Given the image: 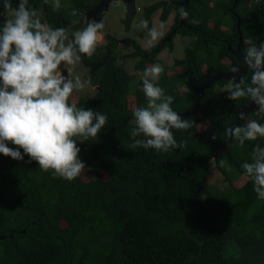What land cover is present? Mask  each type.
I'll return each instance as SVG.
<instances>
[{"label": "trees", "instance_id": "obj_1", "mask_svg": "<svg viewBox=\"0 0 264 264\" xmlns=\"http://www.w3.org/2000/svg\"><path fill=\"white\" fill-rule=\"evenodd\" d=\"M179 8L169 3L163 9L162 19L175 11L173 30L165 40L148 56L138 53L134 108L146 106L140 79L144 65L161 64L156 55L164 48L171 50L175 33L190 39L183 59L176 62L182 71L167 74L168 68L161 65L164 72L157 83L173 96L171 106L178 115L192 111L197 97L192 87L199 89L215 72L238 64L230 50L239 43L243 58L244 39L251 36L259 45L264 38V3L259 0H188L187 18L178 27ZM108 48L106 57L95 64L99 91L77 104L108 117L95 141L77 143L79 159L93 178L69 182L42 171L27 156L17 161L0 154L5 160L0 165V264H264V200L257 198L253 182L246 180L241 188L217 196L206 188L210 157L227 139L225 129L251 100L231 101L224 90L217 104L214 88L227 81L212 83L196 112L181 117L206 127L198 132L173 130L183 148L130 149L135 127L133 109L126 102L130 80L110 54L112 40ZM241 76L248 82L251 73ZM251 115L247 113L239 125ZM253 119L264 124V113ZM257 145L264 147V138L243 146L231 140L226 152L217 156L216 168L226 182L225 167L244 175L241 165L251 162ZM228 242H234L235 255L225 254Z\"/></svg>", "mask_w": 264, "mask_h": 264}, {"label": "clouds", "instance_id": "obj_2", "mask_svg": "<svg viewBox=\"0 0 264 264\" xmlns=\"http://www.w3.org/2000/svg\"><path fill=\"white\" fill-rule=\"evenodd\" d=\"M120 3L112 0L114 6ZM52 7L59 10L60 0H52ZM0 11L8 17L0 27V154L17 161L27 156L42 171L71 182L86 168L79 159L77 143L95 141L108 120L101 112L70 102L86 83L80 76H72L73 69L82 58L93 56L105 22L88 20L69 39L65 28L42 22L39 10L30 7L29 0H18L15 6L13 0H0ZM76 14L73 10L72 15ZM178 15L185 19L188 13L180 7ZM137 27L146 30L150 47L161 38L164 25L150 28L149 22L142 19ZM243 44L247 47L242 67L231 69L225 89L227 99H250L258 112L264 113V43L257 45L249 36ZM242 68L251 73L250 81L242 78ZM163 72L161 64L155 63L140 74L146 106L133 109L135 127L130 132V149H181L184 144L177 142L173 130L188 131L194 126L192 120L181 118L173 110V96L166 95L158 85ZM184 91L188 93L189 89L185 86ZM245 116L240 112L238 119L244 120ZM224 135L243 146L246 141L264 138V124L254 119L243 126L234 124L225 129ZM212 138L216 139L215 134ZM9 143L15 147H8ZM241 167L244 178L253 182L257 198L264 200V147L254 146L251 162Z\"/></svg>", "mask_w": 264, "mask_h": 264}, {"label": "rangeland", "instance_id": "obj_3", "mask_svg": "<svg viewBox=\"0 0 264 264\" xmlns=\"http://www.w3.org/2000/svg\"><path fill=\"white\" fill-rule=\"evenodd\" d=\"M155 1H158V0H135L134 1L135 3L134 5L137 11L135 12V15L132 17V23H131L129 32H126L124 30V23H123V20H124L123 17L125 14L124 5L120 3L119 6H114V5L109 6L108 12L106 13V15H104V19L106 20L107 25H106V30L102 32V35L107 34V32H109L110 35L116 36L119 42H121L125 38L126 39L129 38L137 42L141 46L142 49L149 48L147 44V40H148L147 34L140 38L139 32L141 31L142 28L137 27V25L139 24L140 20L143 19L142 14H141L142 12H140V10L144 7L149 6L151 3ZM159 15H160L159 11H157L155 15H153L152 27L157 26L160 23H163L164 28L162 31V36H161L162 38L164 33L168 30L169 25L172 24L173 22L174 12H171L168 15V18L165 21V23L159 20L158 18ZM191 22L195 24V21H191ZM225 22L226 23L230 22L229 17L225 18ZM207 25L210 27L211 23L209 22ZM221 29H224V28L221 27ZM189 41L190 39L188 37L186 38V37H181L180 35H176L172 39L171 50L169 51L168 49L164 48L156 55V59L160 61L161 65L168 68L167 74L180 73L182 71V65L176 62L181 61L183 59L184 48L188 45ZM157 42H154L153 45H155ZM104 45H105V41L102 39L96 48V51L98 50L97 53L99 54V56L100 55L102 56L104 54V48H105ZM117 51H118L117 63L122 66L123 70L129 76L130 93L129 95L126 96V102H127V108L129 110H132L134 109V98L132 96V92L134 91L137 80L139 79V75L134 69V65L137 62V59L136 58L133 59L129 56L130 53L133 51L132 47L129 44L127 45L124 43H120L117 47ZM121 55H123V58H121ZM222 62L225 65H229L230 63L228 59H224ZM77 66L78 65H76L75 68ZM148 66L149 65H146V67ZM202 71L205 73L204 65L202 66ZM228 83H229V80H227L226 84L222 87L215 86L214 88L215 95L213 96V98L217 100V104H219V101H220L219 95L225 90ZM87 90H88L87 87L83 88L82 92L84 93V95L81 94V96L75 93V95L78 97L72 96L70 102H75V103L78 102V104H81L86 99L92 97L95 91L94 90L87 91ZM249 113H252V115L246 118V120L244 121L245 124L249 120H252V117L254 116L259 117L261 115V113L258 112L257 109H254L253 111ZM205 127H206L205 123H196L194 124L193 128L189 129V131L194 130L198 132V131L203 130ZM4 161H5L4 159L0 160L1 166L4 164ZM216 163H217V158L216 159L210 158L208 161L209 175L206 179V188H207V191L211 195L217 196L220 193H228L231 191V189H239L245 184L246 179L244 178V175L237 173L232 167H225L226 173L229 178V182H226L224 180L223 174L220 173L219 170H217ZM101 175L104 180L108 179V176L105 173H101ZM78 177L81 182H87L89 179L94 177V173L88 168H85L80 174V176ZM60 226L64 227L65 223L61 222ZM228 239L233 241L232 237H229ZM236 253H237V250L234 245V242H230V243L228 242L226 244L225 254L235 255Z\"/></svg>", "mask_w": 264, "mask_h": 264}, {"label": "flooded vegetation", "instance_id": "obj_4", "mask_svg": "<svg viewBox=\"0 0 264 264\" xmlns=\"http://www.w3.org/2000/svg\"><path fill=\"white\" fill-rule=\"evenodd\" d=\"M126 1H127L126 3L124 2H121V3L125 7V14L123 17L124 18L123 20L124 30L126 32H129L130 26L132 23V17L135 15V12L137 11V9L134 5L135 0H126ZM182 2L183 0H158V1L151 3L149 6L142 8L140 12H142L141 14H142L143 20H147L149 22V27L151 28L152 27V17L153 15H155L157 11L160 12V15L158 17L159 20L165 23V21L168 18V15L171 12H174V16H175V11L169 12L165 16V18L162 19L161 16H162V13L164 12L163 9L167 8L169 6V3H173L181 7ZM17 3H18V0H13V6H15ZM60 3H61V8L59 10L54 11L52 7V0H48V3H45L44 0H29V6L34 9L39 10L42 22H46L54 28L56 27L65 28L69 34V39L72 38L71 34L73 32L77 30H81L83 27H85L86 22L88 20H103L105 22V28L102 30V32L106 30L107 22L104 19V15H106V13L108 12L109 6L113 5L112 2L110 3L106 1L103 2V0H60ZM157 4H159L160 6L158 8L152 9ZM73 10H76L77 12L76 15H72ZM7 18H8L7 14L4 13L3 11H0V27H2L3 20ZM179 19H180V16H179ZM173 26H174V17H173L172 24L169 25V28L164 33L163 37L160 40H158V42L155 45L147 49H142L141 46L137 42L129 38L127 39L125 38L121 42H119L118 38L116 36L110 35L109 32H107V34L102 35V39L105 41L104 54L102 56L101 55L99 56V54L97 53L98 52L97 50L95 51L93 56H91L90 58L89 57L82 58L81 63L78 64V66L74 68L72 72L73 77L78 75L81 77L82 81L86 82L84 85V88L87 87L88 90L95 91L94 95L86 100L93 98L96 95V93L99 91L98 75L95 71V68H96L95 64H96V61H101L106 57L109 51L108 46H109L110 40H112V49L110 50V54L114 56L115 63L117 65H119L117 63V60H118L117 47L120 43H124L127 45L129 44L132 47L133 51L130 53L129 56L133 59L134 58L137 59V62L135 63L136 65L140 60L138 53H143L144 56H148L150 54V51H153L156 48V46L161 44L162 41H164L165 38L168 36V34L171 33V31L173 30L172 29ZM139 35H140V38L146 35V30L141 29V31L139 32ZM176 35L177 34L175 33L174 36ZM135 52H137L136 55H134ZM121 58H123V55H121ZM146 65H150V64H145L144 65L145 68H146ZM65 75H67L66 70H65ZM75 93L79 94L80 96L81 94L84 95L82 90L75 92ZM75 93L73 94V96L78 97L75 95ZM76 104H78V102H76Z\"/></svg>", "mask_w": 264, "mask_h": 264}, {"label": "water", "instance_id": "obj_5", "mask_svg": "<svg viewBox=\"0 0 264 264\" xmlns=\"http://www.w3.org/2000/svg\"><path fill=\"white\" fill-rule=\"evenodd\" d=\"M106 1V2H112V0H103V2ZM187 1L188 0H183L182 4H181V7L185 8L186 4H187ZM261 3H264V0H259ZM121 2H124L126 3L127 1L126 0H121ZM183 23V19L180 18V23L178 25L181 26ZM237 26H238V22L236 23V29H237ZM239 38L238 37V41H239ZM168 39V38H167ZM261 43H264V38L262 40ZM238 47H239V43L238 45L236 46V49L234 51L230 50L229 48V52L233 55V57L235 58V60L237 61V65L235 67H242V57L239 56L238 54ZM233 68V67H232ZM231 68V69H232ZM231 69L227 72H215L213 75H211L209 78L205 79V81L203 82L202 86L199 88V89H196L194 87H192V89L195 91V93L197 94V97L195 99V103L193 105V108H192V111L191 112H184L182 114H179L181 117L182 116H191L193 113L196 112L197 108H198V101L199 99L202 98L203 96V92L205 89H207L209 87L210 84L212 83H216L218 81H221V80H230V77L232 75L231 73ZM247 73V70L246 69H243L242 68V71H241V75ZM249 73V72H248ZM254 109H256V105L254 103H252L250 101V103L244 107L240 112H244V113H249L251 111H253ZM238 116H239V113L237 114L236 118H235V121L231 124L234 125V124H239L242 120L238 119ZM231 140H229L228 138L221 144V146L218 147V149L215 151V153L210 157V158H214L216 159L217 156L222 153V152H225L226 151V146L228 145V143L230 142Z\"/></svg>", "mask_w": 264, "mask_h": 264}]
</instances>
